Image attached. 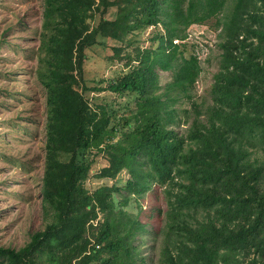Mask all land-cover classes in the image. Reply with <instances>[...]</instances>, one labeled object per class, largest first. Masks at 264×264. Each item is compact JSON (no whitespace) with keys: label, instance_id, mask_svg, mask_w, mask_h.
<instances>
[{"label":"trees","instance_id":"trees-1","mask_svg":"<svg viewBox=\"0 0 264 264\" xmlns=\"http://www.w3.org/2000/svg\"><path fill=\"white\" fill-rule=\"evenodd\" d=\"M227 1L43 0L38 72L47 91L46 224L23 248L0 247V264H36L35 253L50 236L92 228L99 212L100 226L62 250L54 264H150L139 216L116 210L113 194L122 189L85 187L93 150L107 156L102 179L129 172V196L153 184L162 188L167 211L163 226L162 208L157 212L164 234L159 264H264V0H231V12ZM111 4L116 18L92 26L100 6ZM212 19L224 34L213 105L182 134L170 107L191 98L202 68L176 41L186 39L192 24ZM151 27L156 48L138 50V65L101 88L136 97L119 118L122 129L111 128L108 110L91 108L83 94L86 50L100 39L123 42L132 30ZM159 71L172 75L162 92Z\"/></svg>","mask_w":264,"mask_h":264},{"label":"rangeland","instance_id":"rangeland-1","mask_svg":"<svg viewBox=\"0 0 264 264\" xmlns=\"http://www.w3.org/2000/svg\"><path fill=\"white\" fill-rule=\"evenodd\" d=\"M230 5L231 0H228L227 9ZM105 6L101 5L94 19L89 20L92 26L98 25L101 19L116 18L117 6ZM43 9V0H0V247L16 250L23 248L31 235L43 230L46 224L42 210V180L46 157L47 91L38 72L41 67ZM141 30H132L123 42L100 39L86 50L83 77L88 90L83 94L91 108L108 110L111 128L122 129L119 118L127 109L134 108L136 97L119 96L108 90L101 91V88L138 65L135 60L138 50L156 48L158 41L152 37L154 28ZM186 32V39L176 42L181 43L180 50L185 57L194 55L198 58L202 71L191 98H178L170 107L176 109L175 121L182 134L187 133L196 115L201 119L209 115L213 105L214 76L221 67L223 49L220 44L224 41L222 26L215 19L194 23ZM159 80L162 92L163 87L172 81V75L159 71ZM88 156L92 165L85 187L91 193L102 185H116L122 189L113 194L116 210L139 216L145 226L139 237L142 253L149 257L150 264H159L164 234L157 212L162 208L163 226L167 211L162 188L153 184L141 196H129L125 189L131 178L128 171H122L115 179H102L100 170L108 165L106 153L93 150ZM126 196L129 199L125 203ZM103 221L104 214L99 212L92 228H82L72 236H50L35 253L36 264H54L62 250L80 238L90 236ZM91 264H97V261Z\"/></svg>","mask_w":264,"mask_h":264}]
</instances>
